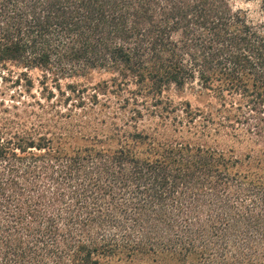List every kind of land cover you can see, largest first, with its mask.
Segmentation results:
<instances>
[{
    "label": "trees",
    "instance_id": "1",
    "mask_svg": "<svg viewBox=\"0 0 264 264\" xmlns=\"http://www.w3.org/2000/svg\"><path fill=\"white\" fill-rule=\"evenodd\" d=\"M0 77V264H264V0H0Z\"/></svg>",
    "mask_w": 264,
    "mask_h": 264
},
{
    "label": "rangeland",
    "instance_id": "2",
    "mask_svg": "<svg viewBox=\"0 0 264 264\" xmlns=\"http://www.w3.org/2000/svg\"><path fill=\"white\" fill-rule=\"evenodd\" d=\"M244 6L248 7L249 9L256 10L258 8V4L256 1L245 3ZM104 75L99 73H94L91 77V79L99 80V78H102ZM35 88L33 92H36ZM184 96L190 99L194 104H199L203 107H208V103L214 104V101L211 100L208 97H199L196 95H193L189 92V90L184 93ZM29 95L27 92H25V88L20 84H15L14 80H5L2 77H0V101H3L7 105H11L14 103H20L19 100H30ZM215 105V104H214ZM21 106V104H20Z\"/></svg>",
    "mask_w": 264,
    "mask_h": 264
}]
</instances>
